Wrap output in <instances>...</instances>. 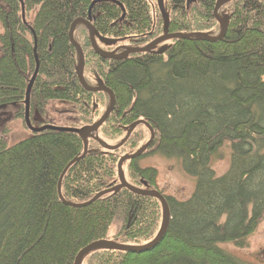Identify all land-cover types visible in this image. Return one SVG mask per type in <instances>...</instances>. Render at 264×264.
I'll return each instance as SVG.
<instances>
[{"label":"trees","instance_id":"16d2710c","mask_svg":"<svg viewBox=\"0 0 264 264\" xmlns=\"http://www.w3.org/2000/svg\"><path fill=\"white\" fill-rule=\"evenodd\" d=\"M22 1L25 22L20 0H0V108L18 105L14 116L25 126L23 103L37 60L40 69L30 98L34 127L51 123L44 119L50 101L76 107L78 121L68 126L74 128L93 124L103 114L100 106L108 102L109 107L106 93L86 91L80 84L79 53L70 43L74 20L86 19L103 37L126 38L120 43L137 47L166 29L160 10L154 22L151 2L159 0ZM187 1L169 0L171 34L219 29L213 14L217 0ZM229 5L230 26L223 40H172L162 54L128 59L96 55L86 25L76 26L86 83L98 86L101 80L116 95L99 138L117 145L143 119L155 131L150 151L125 162L127 181L159 189L158 169L139 164L155 153L180 160L196 179L188 199L166 196L171 223L159 246L144 253L96 250L82 264H256L220 245L245 248L264 215V1ZM97 41L106 51L115 47ZM36 112L44 121L34 125ZM145 128L139 125L119 150L90 138L88 154L62 180L65 199L82 204L118 184L122 152L134 151ZM225 142L231 144L230 167L218 176L212 160ZM84 151L80 136L58 130L35 132L14 146L0 141V264H74L85 246L110 240L115 220L121 224L115 242L138 246L158 235L161 201L126 188L82 208L63 203L59 180Z\"/></svg>","mask_w":264,"mask_h":264},{"label":"water","instance_id":"95a60500","mask_svg":"<svg viewBox=\"0 0 264 264\" xmlns=\"http://www.w3.org/2000/svg\"><path fill=\"white\" fill-rule=\"evenodd\" d=\"M190 0H188L189 3ZM234 0H217V4L215 6L214 9V13L215 17L219 23V25H221V30L220 33L218 35H216L215 37L210 36L207 33H201V32H193V33H170V27H169V19H166L165 22V32L163 35H161V37L156 38L155 40H153L152 42H150V44H148L147 46L144 47H140V48H135V47H129V48H124L123 50L124 52L117 54L118 51H105L103 50L100 46L97 40H99L101 43L105 44V46H113L118 44V42L123 41L121 39H111V38H105L103 37L99 31H97L94 27V25L86 20V19H76L74 20V24L71 27L70 30V43H72V45L74 47H76L77 53H79V67L77 69V75L79 77V81L80 84L83 86V88L86 91H91L93 93H98V92H104L107 95H109L110 97V103H109V108L105 111V113L101 116L100 120H98L97 122L89 125V126H83L80 128H72V127H68V128H64V127H55L53 125H46L43 126L41 128H34L32 126L31 120H30V115H31V109H30V105H31V94L33 91V85L36 81V79L38 78V73H39V62L37 60V69L35 71V73L33 74V78L31 79L29 85H28V89L26 92V96H25V116H24V121H26V125L27 127L31 130L35 132H44L46 130H54V131H62V132H71V133H75L78 136L81 137V139L84 141V153L80 156L77 157L75 159H73L72 161H70L69 165L65 168V170L63 171V174L59 180V187H58V195L60 196L61 200L63 201L64 204L68 205V206H74V207H78V208H82L85 206H89L92 205L93 202L101 199L104 195L107 194H111L114 192H117L119 190L122 189H128L129 191L133 192L135 195H141L144 197H151L154 198L156 200L161 201L162 204V212H163V217H162V224L161 227L159 229V232L157 233L158 235L152 240L149 241V243L146 244H142V245H138V246H133V245H124L118 242H114L111 240H100V241H94V243H91L87 246L84 247L83 250H81L78 255L76 256V260L74 264H82L84 261V257L92 252H95L96 250H112V251H122V252H133V253H144V252H148L149 250L154 249L155 247L160 245V242L166 237V235L168 234V230L170 227V220H171V211L168 205V201H166V197L159 191V190H149V189H142L140 187L137 186H133L132 184L129 183V181H127L126 179V174H125V170H123V165L125 162L130 161V160H134V158H139L141 156H143L145 154L146 151H148V149L151 147V145L153 144L154 140H155V132L154 129L152 128V126L149 125V123L147 121L143 120H139L136 121L135 123L132 124V127L129 129L127 135L124 137V139L122 140L121 143H119L118 145L115 146H110L107 145L106 142H104L102 139H99V131H100V127L103 126L109 119H110V115L111 113L114 111L115 109V104H116V95L114 94V92L108 88L103 81L99 80V85L98 87H92L90 85H88V83H86L85 80V74H84V70H85V54L83 53L82 47L81 45L76 42L75 40V28L78 24H84L86 25V27L88 28L89 31V37H90V42H92V46L93 49L96 53H98L103 59H113V60H119V59H128L130 55H134V54H140V53H151L154 51V49L161 45V43L164 42H168V41H172V40H178V39H188V40H202V41H208V42H212L215 43L216 41H220L223 40L226 37V33L229 29V21H230V17L226 16L225 18H221L219 12L221 10V8H223L226 4L232 2ZM264 1V0H263ZM20 2H22V12H23V21H26V12L24 10V2L22 0H20ZM162 14H164L163 9L161 8ZM167 47L163 46L161 47V50L159 51V54L164 53L165 51H167ZM145 125L148 126L150 132H151V139L144 144V146H142L137 152H135L132 155H124L119 164H118V170H119V181L120 183L117 185H114V187L112 188H108L103 190L102 192L98 193L97 195H95L94 197H92L91 200L87 201V202H82V204H78V203H73V202H68L66 201L63 193H62V180L64 178V176L67 174V171L69 170V168L80 161V159L84 158L89 150V140L90 138H95L100 144H102L106 149L112 151V150H119V148L123 147V145L129 140L130 136L132 135L133 131L139 126V125Z\"/></svg>","mask_w":264,"mask_h":264},{"label":"rangeland","instance_id":"374dc122","mask_svg":"<svg viewBox=\"0 0 264 264\" xmlns=\"http://www.w3.org/2000/svg\"><path fill=\"white\" fill-rule=\"evenodd\" d=\"M191 1L192 0H190L189 3L187 4H190ZM151 6H152L154 22H156L157 15L159 13L158 10L161 11V8L164 11V14H162V11L161 14L165 17V22L167 18L170 21V17L168 16V13L171 10L169 5V0H159L158 3L151 2ZM230 11H231V6L229 5L225 7V10L220 11L219 14L221 18H225L226 16H231ZM220 30H221V25H219V29L217 31L211 30L204 32L209 34L210 36L215 37L220 33ZM3 32H4V27L0 21V39L2 36L1 34ZM163 34L164 33H162V35ZM0 44H1V40H0ZM84 74H85V70H84ZM94 82L95 81H93V83ZM94 86L97 85H95L94 83ZM53 103H55L54 105L59 106L61 108L57 109L55 107H52V104L51 105L49 104L50 106L48 105L47 107L48 111L44 118L45 120H49L50 122H52L54 126H65V127L72 126L71 122L78 121L79 114L76 110V107L72 103L68 101L62 102L59 100L53 101ZM107 103L108 102H106L105 107L100 106V114L106 110ZM18 107H19L18 105L17 106L12 105L10 107L6 106L0 108V141L4 140L8 144V146H14V144H17L34 134V131H31L30 129L26 128L24 122L21 119L15 118L14 115ZM33 120L35 121L34 125H37V123H39L40 121H44L37 112L34 114ZM96 121L98 120L96 119L95 122ZM143 137L144 139L138 143L134 151L133 150L131 151L130 149H127L126 151L124 150L122 152V156L126 155L127 153L132 154L133 152H136L138 149H140V147H142L146 142L150 140L151 136L148 128L144 129ZM119 141L120 140L118 139L110 143L111 144L117 143ZM231 155H232L231 144L229 142H225L219 148V150L214 154L212 160V166L214 167V170L218 176H221V174L226 172L230 167L229 164L231 160ZM139 164L143 168L145 166H150L155 169H158L159 190H161L166 196L170 195L176 198L177 200H186L193 193L196 184V179L186 174L180 160L171 159L167 157L164 158L159 154L155 153V155L154 154L146 155L144 159L140 160ZM262 218L263 219L261 223L256 228L257 229L256 232L247 238V246L245 248H238L237 246H234L231 243L221 244L220 246L232 252L233 254L239 256L241 259L245 260L246 262L249 261L256 264L258 263L264 264V215ZM112 225L113 226L110 229L108 235L110 240L113 239L114 235H116V232L119 230L121 226L118 220H115V222Z\"/></svg>","mask_w":264,"mask_h":264},{"label":"flooded vegetation","instance_id":"af4514ba","mask_svg":"<svg viewBox=\"0 0 264 264\" xmlns=\"http://www.w3.org/2000/svg\"><path fill=\"white\" fill-rule=\"evenodd\" d=\"M152 41V40H151ZM149 44V43H148ZM147 45V44H146ZM124 46H129V44L128 43H120L119 45H115V47L114 48H112V49H109V50H107V51H110V52H113V51H118L117 52V54L118 53H121V52H123L122 51V49L120 48V47H124ZM142 46H144V45H142ZM155 50H159L158 48H155Z\"/></svg>","mask_w":264,"mask_h":264},{"label":"crops","instance_id":"0c3cea01","mask_svg":"<svg viewBox=\"0 0 264 264\" xmlns=\"http://www.w3.org/2000/svg\"><path fill=\"white\" fill-rule=\"evenodd\" d=\"M49 104H50V105L52 104V107H55V108H57V109H60V108H61V107H59V106L54 105L55 103H53V101H50ZM49 104H48V105H49ZM50 105H49V106H50ZM57 111H59V110H57ZM58 113H59V112H58ZM58 113H57V114H58Z\"/></svg>","mask_w":264,"mask_h":264},{"label":"bare ground","instance_id":"6f19581e","mask_svg":"<svg viewBox=\"0 0 264 264\" xmlns=\"http://www.w3.org/2000/svg\"><path fill=\"white\" fill-rule=\"evenodd\" d=\"M89 39H90V38H89ZM91 45H92V42H91ZM92 50H93V52H95L94 49H93V46H92ZM95 54L97 55L98 53L95 52ZM98 55H99V54H98ZM99 56H100V55H99ZM100 57H101V56H100ZM101 58H102V57H101Z\"/></svg>","mask_w":264,"mask_h":264}]
</instances>
